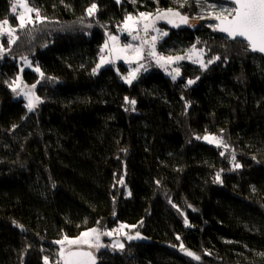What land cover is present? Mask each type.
<instances>
[{"label":"trees","instance_id":"trees-1","mask_svg":"<svg viewBox=\"0 0 264 264\" xmlns=\"http://www.w3.org/2000/svg\"><path fill=\"white\" fill-rule=\"evenodd\" d=\"M13 1L0 0V20L15 19ZM28 1L45 21L18 30L0 55V264H62L58 239L122 221L151 244L92 249L99 264H264V56L207 15L211 3L234 5ZM167 9L188 22L166 26L162 51L199 44L219 59L205 70L184 63L180 80L155 69L132 85L112 67L93 71L128 15ZM22 55L43 73L24 72L38 85L34 111L9 86ZM206 133L227 151L197 138Z\"/></svg>","mask_w":264,"mask_h":264},{"label":"rangeland","instance_id":"rangeland-1","mask_svg":"<svg viewBox=\"0 0 264 264\" xmlns=\"http://www.w3.org/2000/svg\"><path fill=\"white\" fill-rule=\"evenodd\" d=\"M118 4L122 3L123 0H115ZM187 0H183V2H186ZM16 2V0L13 1V4ZM27 5L31 8H33V6L29 3L28 0H26ZM92 5V4H91ZM213 5H215L214 3L210 4V10H209V14L207 15H212V16H216V15H220L221 14V10L222 9H231L233 7H230L228 5H221V7H218L217 5H215V7H213ZM12 6H11V13L12 15L15 17V19H12L10 17H6L2 20H0V22H2L3 20L7 19L8 20V25L5 26V28L8 27H12L15 28L16 31L12 34V36H9V34L5 31L3 33H0V47H2V50H0V55L4 56L6 54H10V48L16 43V40L18 38V30L24 29L30 25H34L37 24V22H40L39 20L36 19V15L35 12L26 14V19L28 17V15L31 16L32 20L34 21V23H30V24H26V26L24 28H20L19 27V21H18V15L20 13L24 12V9L17 4L16 5V13L12 12ZM34 9V8H33ZM168 10V9H167ZM166 11V10H158L156 12H151L148 10L139 12L135 15H131L134 18V21H129V24L132 26V31L131 34H129V31L126 30L124 28V21L118 26L117 31H115L114 33L109 32L107 39L105 40V42L100 46V54L98 57V62L96 64V66L94 67V69L96 70V73H99L101 70H103L106 67H112L114 70H117V72L119 73V75L121 76V80L124 81L126 84L128 85H132L134 82L137 81L138 77L144 73H148V71L151 70H161L163 71V73L167 76V77H171L173 75H176V73L174 72V69L179 68L180 72L179 75H177L175 80H180L182 77V71H183V65L184 63H192L198 67H200L202 70H205L209 67L210 64H212L216 59H210L212 62L209 63V59L206 55L207 51L205 49L204 45H199V44H191L190 47H185V46H180L179 48H172L169 49V51H162L161 50V43L168 37V34L170 32L169 28H167L166 26L171 25V26H175V25H179L181 23L180 18L179 17H174V16H163L162 13ZM174 12H176L175 10H173ZM96 12V10L93 12V14ZM140 13H149L151 14L147 19H144L142 17H140ZM92 14V15H93ZM227 12H224L223 15H227ZM40 16L43 18V16L40 14ZM129 16V15H128ZM127 16V17H128ZM159 16V18H157ZM169 20L172 21V23H169ZM45 21V19H44ZM147 23L150 25V27L148 28V31L145 32L144 31V24ZM164 33H167V35H164ZM110 36H116L118 37L117 41H112L109 39ZM133 36H137L138 39H133ZM155 36L156 40L153 41L152 37ZM15 37V42L12 43L10 42L12 40V38ZM3 39H6L9 43V46L6 43H3ZM107 43L108 47L105 48V44ZM113 43L118 44L119 47H123L126 44H131L133 45V47H142V59H135L134 58V53L132 52V49H129L127 52L128 58L129 60H131V62H128V60L125 59H116L115 58V53H113L112 55H109V49L112 47ZM153 46L155 49V53L156 55H150L151 51L153 50ZM104 57L106 60H110L112 61L111 63H104L101 67L97 68L98 64H101V57ZM159 56H163V57H176V56H180V57H184L183 59L180 60H175L172 63H165L164 61H161L160 63H157V57ZM14 58V57H13ZM17 62L19 64V72L17 73V76L14 78L13 83L12 82V97L15 100H19L22 99L24 100V105L25 107L28 108V103H29V97L24 95V93H33L34 96H37V92H36V88H37V84H33V83H28L25 79V75L24 72L28 69L33 70L34 72H36L37 74L42 73V69L40 65H36L32 62V60L29 58V56L27 55H22V56H18L17 57ZM142 65V67H141ZM163 65V66H162ZM206 65V67L204 66ZM36 68H39V72L36 71ZM139 68V71L136 72V79L132 80L131 84L127 83L125 80V77L129 76V73L132 72L134 69ZM93 69V71H94ZM171 73V75H170ZM173 79V78H172ZM192 80L194 81V83L192 84H188V81ZM199 78L198 77H192V78H188L187 84L189 86H193L198 82ZM32 85H36L35 88H32ZM13 87L16 88V91H13ZM41 103V98L39 97V101H34L35 107L32 110L29 111H34L36 109H38L39 105ZM1 110V108H0ZM209 137V138H215V140L212 143H209L208 140L204 139V137ZM199 139L204 142V143H209L210 145H213L215 147H219L220 149H222V152H226L228 147L226 145V143L222 140V138L220 136H218L217 134H210V133H206L205 135L202 136H198ZM223 141V144H218L217 141ZM124 181L125 179L122 178ZM123 181V183H124ZM126 190L127 193L129 194V190ZM121 225H124L125 227L121 228ZM136 226L133 224L131 225L130 223L127 222H120L119 225L112 227V229L110 228H106L103 229L102 227L100 228L99 226H93L90 227L89 229H86L83 232L86 231H90L91 229L95 228L97 229L98 233L100 234V240L99 243L105 246H112L113 244L117 245L116 248H119V244H123L124 246L125 244V239H127L128 236H134V234H136L134 231V228ZM111 232L112 235H104L103 233H108ZM80 233V234H81ZM80 234L78 236H80ZM95 235V234H94ZM76 236V237H78ZM65 237V236H64ZM64 237L58 239L62 240L64 239ZM68 237V236H67ZM76 237L73 236H69V239H74ZM57 244V243H56ZM58 248H59V252H60V248L61 245L57 244ZM65 249H67L68 245L67 243H65L64 245ZM73 249H75L77 246H72ZM81 248H88L87 245H81L79 246ZM102 248V247H100ZM124 248V247H123ZM89 249V248H88ZM93 250H96L95 248H92ZM49 258V257H48ZM49 264H52L51 259H49Z\"/></svg>","mask_w":264,"mask_h":264},{"label":"snow or ice","instance_id":"snow-or-ice-1","mask_svg":"<svg viewBox=\"0 0 264 264\" xmlns=\"http://www.w3.org/2000/svg\"><path fill=\"white\" fill-rule=\"evenodd\" d=\"M233 3L235 4V7L231 9H222L220 15H216L214 18L219 21L217 25H215V28L219 30L220 32L226 33L228 37H230L233 40H236L237 38H243V41H245L248 45V47L252 51L264 53V0H233ZM19 4L23 9L24 12L20 13L18 15V21H19V27L24 28L26 24L34 23L31 16L28 15L26 19V14L35 12L36 19L39 20L41 23H43L45 18H42L40 16L38 9H33L27 5L26 0H16V2L12 6V12L16 13V5ZM215 7V5H213ZM97 5L92 4L91 7L87 9V12L89 15H92L93 12L96 10ZM224 12H227V15H223ZM140 17L147 19L151 14L149 13H140ZM163 16H174L179 17L180 21L182 23H187L188 18L186 16H182L179 12H174L172 9H168L162 13ZM159 18V16L157 17ZM129 21H134V18L129 15L125 18L124 22V28L129 31V34H131L132 26L129 24ZM169 23H172L171 20H169ZM8 25V20L5 19L2 22H0V33L7 32L9 36H12V34L16 31L15 28L8 27L5 28V26ZM175 26H179L178 24ZM150 27L149 24H144V31L147 32L148 28ZM209 27H213V25H209ZM164 35H167V33H164ZM133 39H138L137 36H133ZM110 40L117 41L118 37L116 36H110ZM152 40L155 41L156 37L153 36ZM12 43L15 42V37L12 38L10 41ZM107 43L105 44V48H107ZM129 49H132V52L134 53L135 59H142V47H133L131 44H126L123 47H119L118 44L113 43L112 47L109 49V55H112L115 53L116 59H125L128 60V62H131L129 60L127 52ZM0 50H2V47H0ZM150 55L155 56V49L153 46V50L151 51ZM184 57L176 56V57H163L159 56L157 57V63H160L161 61H164L165 63H172L175 60L183 59ZM215 59H219V57H216ZM112 61L106 60L103 56L101 57V64L97 65V68L101 67L104 63H111ZM212 61L210 60L209 63ZM163 66V65H162ZM206 67V65H204ZM142 67V65H141ZM36 71L39 72V68H36ZM94 71H96L94 69ZM139 71V68L134 69L132 72L129 73L128 77H125V80L127 83L131 84L132 80L136 79V72ZM174 72L176 75H173V80L176 79L177 75H179V68L174 69ZM41 77H43V73H40ZM171 75V73H170ZM15 83V82H13ZM194 81L189 80L188 84H192ZM12 87V85H9ZM36 85H32V88H35ZM13 91H16V88L13 87ZM24 95L29 97V103L28 108L29 110H32L35 107L34 101H39V97L34 96L33 93H24ZM127 100V98H125ZM133 105L135 104V101H130ZM199 139V137H197ZM204 139L208 140L209 143H212L215 138H209L204 137ZM218 144H223V141H217ZM233 160H235V156H233ZM236 168L242 167L239 163L235 164ZM219 174H217V180H219ZM119 183H123L121 180ZM125 227L124 225H121V228ZM95 234V235H94ZM104 235H112L111 232L103 233ZM129 240L132 239H139L140 234L136 233L135 236H128ZM179 239V237H177ZM100 240V234L98 233L97 229L93 228L90 231H86L80 234V236L69 239L67 236L64 237V239L56 241L57 244L61 245L59 256L60 260L62 261V264H97V258L94 255L92 251H85L83 248L79 247L81 245H87L89 249L95 248L99 250L100 247H106L105 245H102L99 243ZM67 243L68 247L65 249L64 245ZM72 246H77L75 249H73ZM119 248H123L124 245L121 243L118 245ZM113 248L117 247V245L113 244ZM189 256L194 255L191 252H188ZM196 259H199V257H196ZM44 264H49V258L44 257ZM59 264V262H57Z\"/></svg>","mask_w":264,"mask_h":264},{"label":"water","instance_id":"water-1","mask_svg":"<svg viewBox=\"0 0 264 264\" xmlns=\"http://www.w3.org/2000/svg\"><path fill=\"white\" fill-rule=\"evenodd\" d=\"M228 3H230V4H233L234 5V7H235V4L233 3V0H226ZM215 16H211V19H214L215 20V22H217V24L219 23V21L218 20H216L215 18H214ZM210 19V20H211ZM217 32L218 33H220V34H224L225 36H227V34L226 33H223V32H220L219 30H217ZM228 37V36H227ZM229 39H231L230 37H228ZM239 41H241V42H244L245 43V41H243V38H237ZM231 40H233V39H231ZM250 49V48H249ZM250 51L252 52V53H259V54H261V55H263L264 56V53H260V52H256V51H252L251 49H250ZM140 234V237L141 238H139V239H132V240H129L131 243H139V244H151V240H150V238H148L146 235H144V234H142V233H139ZM136 234H134V236H135ZM83 250H85V251H92L93 253H94V255L96 256V258H97V264H99V257H97V254L92 250V249H88V248H83Z\"/></svg>","mask_w":264,"mask_h":264}]
</instances>
